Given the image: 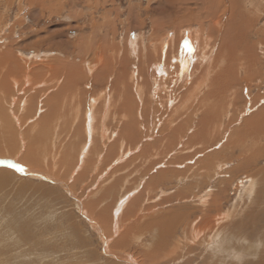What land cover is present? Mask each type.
I'll list each match as a JSON object with an SVG mask.
<instances>
[{"label":"rangeland","instance_id":"rangeland-1","mask_svg":"<svg viewBox=\"0 0 264 264\" xmlns=\"http://www.w3.org/2000/svg\"><path fill=\"white\" fill-rule=\"evenodd\" d=\"M0 49V264H264V0H0Z\"/></svg>","mask_w":264,"mask_h":264},{"label":"bare ground","instance_id":"bare-ground-1","mask_svg":"<svg viewBox=\"0 0 264 264\" xmlns=\"http://www.w3.org/2000/svg\"><path fill=\"white\" fill-rule=\"evenodd\" d=\"M1 51H2V49H0V53H1ZM34 54H37V53H35L34 52ZM39 56V55H38ZM19 59H20V61L16 64V66H17V68H19V70L17 71L16 70V72L13 70L11 73L12 74H8V77H9V79L11 80V82H12V84L14 85V87L16 86V85H18L19 86V83L18 82H20L21 83V86L20 87H22V88H24V89H27V91H29V90H31V89H33V87H38V88H42L43 87V85L45 84V82H44V79H45V76H47V74H50V72H51V69H50V66H48V65H46V63L44 62V59H39V58H36V57H34L33 56V59H27V58H25L24 57V59H22V57L20 56L19 57ZM7 60H9V59H7L6 57L5 58H0V77L2 76V68H4V67H8V64H9V62H7L6 63V61ZM37 62V63H36ZM36 63V64H35ZM39 64V65H38ZM46 65V66H43V65ZM90 65V64H89ZM94 65V64H93ZM93 65H91L92 67H94ZM10 67V68H9ZM8 67V69H6V70H12L13 68H11V66H9ZM35 67V68H34ZM2 69V70H1ZM34 69V70H33ZM37 71H36V70ZM34 72H33V71ZM15 72V73H14ZM36 72H38V75H36ZM10 73V72H9ZM18 75V76H17ZM55 78V80L56 81H59V80H57V78H61V76H59V75H57V78L56 77H54ZM8 79V78H7ZM10 82V83H11ZM50 82V81H49ZM57 85V84H56ZM17 88V89H21L22 91H23V89L22 88ZM45 87V86H44ZM43 87V88H44ZM56 90V89H55ZM40 91V90H39ZM38 91V92H39ZM17 92H19V91H17ZM16 92V93H17ZM30 93V92H29ZM22 94V93H21ZM40 94V93H39ZM23 95H25V94H23ZM27 95V94H26ZM28 98V97H27ZM13 100V99H12ZM90 100V99H89ZM91 105H92V102H91ZM88 108H90V107H88ZM88 108H87V110H88ZM92 108V107H91ZM91 108H90V110H91ZM71 110V109H70ZM90 110H88V116H89V114L91 113L90 112ZM90 112V113H89ZM70 114V113H69ZM75 115V114H74ZM87 115V114H86ZM81 116V115H80ZM13 117V116H12ZM87 117V116H86ZM85 117V126H86V129L90 132V129H92L91 128V126L90 125H92V124H90L89 123V121H88V118H86ZM91 118V117H90ZM92 118H93V116H92ZM16 119V118H15ZM94 120V119H93ZM92 121V120H91ZM68 123V122H67ZM69 124V123H68ZM72 127V126H71ZM3 129V128H2ZM92 131V130H91ZM45 132V131H44ZM91 135V134H90ZM87 136V135H86ZM43 137V136H42ZM44 138V137H43ZM87 140V139H86ZM89 140V139H88ZM34 142H38V141H34ZM41 143V142H40ZM35 144V143H34ZM37 145H39V143H37ZM36 145V146H37ZM41 145H43V144H41ZM35 147V146H34ZM124 147V146H123ZM37 148V147H36ZM70 149H72V148H70ZM104 153V152H103ZM82 154V153H81ZM80 154V155H81ZM89 154V153H88ZM33 155H34V153H33ZM118 157V156H117ZM3 159V158H2ZM1 158H0V162L2 161V162H4V161H6V162H8L7 164L8 165H14L13 163H12V161H7V160H2ZM7 159V158H6ZM107 160V159H106ZM79 161V160H78ZM19 167V166H18ZM22 168V167H21ZM20 169V168H19ZM21 170V169H20ZM22 171H24V172H27V170H25L24 168H22ZM34 172V171H33ZM195 179V178H194ZM119 207H121V205L119 206ZM115 213H116V211H115ZM205 213V212H204ZM203 213V214H204ZM220 214H215V218H211V217H208V218H205L204 216H205V214H204V216L202 215V216H200V217H198V219H197V224H196V229H195V231H196V233H195V236L196 237H199V235H201V234H204V232H205V234H206V232H209V234L215 229V226H217V224L219 223V220L220 221H224V219H226V218H222V217H220L219 216ZM219 216V217H218ZM211 218V219H210ZM210 219V220H209ZM219 219V220H218ZM208 221H210V223H213V225L211 224L210 226H209V222ZM113 230H114V234L117 232V230H118V227H117V221L116 220H114L113 222ZM206 223V224H205ZM193 225V224H192ZM218 227H220V226H218ZM230 236H232V235H230ZM192 238V237H191ZM224 239H225V237H224ZM106 241V240H105ZM106 243V242H105ZM114 255V254H113ZM118 258H119V260L121 259L122 260V258H121V256H117ZM125 259H127L128 260V263L127 264H133L134 262L133 261H131L130 260V258H125ZM124 259V260H125Z\"/></svg>","mask_w":264,"mask_h":264}]
</instances>
